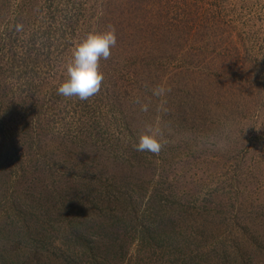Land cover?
Instances as JSON below:
<instances>
[{"label":"rangeland","instance_id":"1","mask_svg":"<svg viewBox=\"0 0 264 264\" xmlns=\"http://www.w3.org/2000/svg\"><path fill=\"white\" fill-rule=\"evenodd\" d=\"M109 29L117 42L99 60L100 90L59 95L73 48ZM145 134L158 153L135 150ZM125 180L146 194L127 192ZM75 181L70 198L92 202V219L143 221L159 194L177 231L205 239L213 221L209 249L247 244L264 264V0H0V227L14 235L28 210L27 227L52 253L88 264L55 238L50 216L35 219L50 203L64 208L53 187L63 183L65 195ZM126 241L123 264H176V248L186 249L153 253L139 232Z\"/></svg>","mask_w":264,"mask_h":264},{"label":"trees","instance_id":"2","mask_svg":"<svg viewBox=\"0 0 264 264\" xmlns=\"http://www.w3.org/2000/svg\"><path fill=\"white\" fill-rule=\"evenodd\" d=\"M134 175V174H133ZM119 180H123L118 178ZM131 181H124L120 184H123L124 187H127V192L131 191L132 187H137L138 191H141L142 194H146V184H138ZM72 183H69L71 185ZM68 185V184H67ZM122 186V185H120ZM63 183L57 184L56 187H53V190L57 192V197L67 198L65 201V207L61 208L58 206L59 201L55 204L50 203L48 207H45V212L41 211L40 215L36 217L38 223H44V220H48L47 217H51L50 221L53 224V229H55V238L58 237V232L60 235L64 236V239L70 244V248L78 249L82 252H85L87 256L88 264H101L98 262V259H101L104 264H111L110 260L122 259V264L125 263V252L127 248V239H133L135 234L139 232L143 236V239L148 241L151 244L156 245L152 249L153 253H156L157 248H165L171 242H180L182 246H186L185 251L180 247L176 248V255L178 262L176 264H181L180 261L186 263L189 261V264H213L214 259H220L223 253L232 252L235 258L231 259L229 264H255V259L252 256V253L249 252L250 248L246 245H241L237 247L234 244H231L229 247L214 245L213 248H208V243L211 242L207 234L210 230V233L215 230V222L208 221L210 223L209 230L204 234L205 239H194L192 240L191 235L188 232V228H185V232L177 231V227L174 222H172L171 214L169 210L166 211L165 207L162 206L159 198L154 195L153 202L151 207L153 211L150 210L147 217L137 222L128 224L125 220H113L111 217L103 216L101 219L91 218V213L95 209L87 201L81 202L80 204L71 198H74L75 193H80L78 189L79 186L77 182L68 190V193L63 195ZM99 186L94 185V192H99ZM120 188V187H119ZM111 188L107 187V190L104 191V196H108L107 192ZM110 192V191H109ZM71 197V198H70ZM108 199H113L108 196ZM127 203V202H126ZM85 205V206H84ZM132 205V204H131ZM63 209V215H59L55 219L52 217L55 214L56 209ZM132 211V210H130ZM210 212V211H209ZM18 216L23 219L20 226L15 227L16 224L12 223V231L15 229L16 233L14 235H9V231H6L0 227V264H80L72 261L69 257L64 256L63 254L52 253L48 244H45L42 241L34 236V233L31 232L27 227L29 214L28 210L23 209L19 211ZM211 216L212 213L210 212ZM208 216V214L206 213ZM206 216V217H207ZM210 216V215H209ZM205 217V218H206ZM264 217L261 216L259 220ZM104 218V219H103ZM79 219V220H77ZM103 219V220H102ZM143 224V225H142ZM37 225V224H36ZM42 227V226H41ZM208 226H206V229ZM224 225L217 224L219 230L224 229ZM245 231H251L248 227L245 228ZM249 234V232H248ZM214 236V235H213ZM158 239V242L152 241V239ZM215 240L222 241L221 237L214 236ZM191 239V240H189ZM253 240L252 243L257 247L256 244L258 240H255L254 237H249L248 241ZM214 240V239H212ZM211 245V244H210ZM116 246L119 247V250L123 253L122 256L118 255L116 252L115 255H110L116 250ZM236 246V248H234ZM248 246V247H247ZM111 248V249H110ZM196 248V251L194 250ZM215 248V249H214ZM240 248L242 250H240ZM247 249V251H246ZM253 250V249H252ZM257 249H254L256 251ZM110 252V253H109ZM248 252V256L247 255ZM257 252V251H256ZM190 253V254H189ZM174 254V251H173ZM246 254V255H245ZM97 256V257H96ZM106 256V257H105ZM106 260L104 261V258ZM146 263L152 264L151 259H144ZM121 264V263H120ZM136 264H143L142 261Z\"/></svg>","mask_w":264,"mask_h":264},{"label":"clouds","instance_id":"3","mask_svg":"<svg viewBox=\"0 0 264 264\" xmlns=\"http://www.w3.org/2000/svg\"><path fill=\"white\" fill-rule=\"evenodd\" d=\"M114 29L101 33H89L72 51L68 64L67 78L58 87L57 93L64 97H78L86 100L96 94L101 87L103 74L99 71V60L108 59L110 49L116 45ZM162 92L163 90H159ZM158 94V93H157ZM161 145L152 135H141L135 150L158 153Z\"/></svg>","mask_w":264,"mask_h":264}]
</instances>
